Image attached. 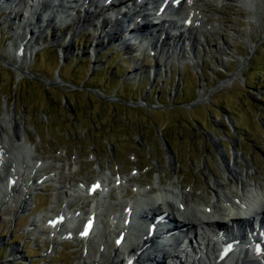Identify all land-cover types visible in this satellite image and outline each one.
Returning <instances> with one entry per match:
<instances>
[{"label": "rangeland", "instance_id": "rangeland-1", "mask_svg": "<svg viewBox=\"0 0 264 264\" xmlns=\"http://www.w3.org/2000/svg\"><path fill=\"white\" fill-rule=\"evenodd\" d=\"M206 1L205 19L215 31L204 22L194 32L195 58L167 63L106 41L94 52L98 32L87 27L64 40L65 28L56 24L59 30H47L36 44L29 39L34 51L21 61L17 22L0 12V118L14 115L44 160L38 176L55 179L37 187L25 211L13 202L0 211V264H91L100 245L107 247L100 261L106 264L115 247L109 216L134 200L136 183L155 187L158 176L165 185L177 186V179L200 210L215 198L206 186L214 177L240 194L222 173L223 165L235 169V157L242 176L256 174L264 183V0H249L254 5L247 8L239 0ZM54 38L69 46L67 54ZM237 70V78L220 84ZM111 173L132 182L86 196L89 184ZM66 202L64 227L75 226L74 235L83 227L74 214L84 217L97 203V232L87 245L63 242V234L49 238L47 220Z\"/></svg>", "mask_w": 264, "mask_h": 264}, {"label": "bare ground", "instance_id": "bare-ground-1", "mask_svg": "<svg viewBox=\"0 0 264 264\" xmlns=\"http://www.w3.org/2000/svg\"><path fill=\"white\" fill-rule=\"evenodd\" d=\"M239 1L242 7L246 6L245 8L254 5V2L249 0ZM116 3L119 6H116ZM123 4L127 6H121ZM210 6V2L206 0H183L177 7H174L167 0H0V12H8L7 22H17L16 26L18 27L13 33L20 43L17 44L15 51L17 56L16 54L15 56L16 58L19 57L21 61L27 59V54L32 55L34 51L32 42L36 44L40 41L49 29L59 30L56 25H62L65 28L64 40L72 38L80 30L87 27L98 32L99 34L93 39L91 46L94 52L101 48L106 41V43L114 44L124 51L130 50L132 55L147 53L152 60L157 58L164 61V63L171 59L180 60L179 57H182L183 61L184 59L191 60L195 58L194 51L196 50L195 48L193 51L196 44L194 32L203 28L204 22L209 27L212 26L205 19V11L207 13V10H211ZM2 14H0V18ZM137 20L144 23V29L136 25L134 31L132 29L128 31V27L137 24ZM186 20H189L190 26L185 25ZM124 21L129 22L128 27L123 25ZM18 30L23 33L19 35ZM209 30L215 31V27L212 26ZM138 33H144V38L139 40V37L136 36ZM29 39H33V41L30 42ZM53 42L58 45L62 53H68L69 46L65 42L56 40V38L53 39ZM224 47L226 49V46ZM151 52H154L155 56ZM15 62H17L16 59ZM160 68V64L154 62L153 69L156 73L160 71ZM239 75V70H237L231 77L229 76L228 80L222 81L220 84L230 82ZM26 136L27 132L22 130L14 115H10L7 111L3 118H0V152L2 153L3 168L6 167L9 171L7 177L0 175V211L3 210L4 205H7L4 209L8 210V202L18 205L17 211H25L30 206L31 194L37 191V187H42L43 184L48 182H55V179L50 175L38 176L37 168L41 167L43 163L35 157L34 154H37V152L32 144H28ZM18 153L23 157L21 165L17 164ZM237 159V157L233 159L235 169L229 167V165H223L222 173L227 175L224 177L229 183L240 185V194L232 193L236 190L226 191L230 188H227L225 180L220 182L212 175L214 180L212 182L207 181L206 186L211 193H214V196L213 193L212 196L215 198L211 201L212 205L210 207L204 205L202 210L199 209L196 203L188 201V197L194 196L189 195L187 191L182 189L183 187H180L182 185L177 179L175 182L177 186H174V183L165 185L158 176L156 177L155 187L148 186L147 189L143 187L144 185L135 182L138 185L134 189V197H131L132 194L130 195L127 191L125 193L126 196H130L134 200L119 203L118 211L112 216L113 230L117 232V236L119 234L123 236L118 249L120 248L125 252L127 259L135 256L133 264H264V254L258 255L254 251V241L249 239L248 235L246 236L237 226L240 225L239 212L248 216L246 213L248 207L250 210L255 208V204H261L260 208H255V210H261L264 213V183L256 174L251 179L242 176L241 172L243 170L238 165ZM112 178H114L113 181ZM244 178L250 182L244 183ZM131 182L132 179H124L121 176L117 178L111 173L105 175L101 180L102 187H100L99 192L102 194L106 191L109 194L112 188ZM68 190L72 191V187ZM139 193L144 198H140ZM87 195L89 196L88 187ZM219 201H222V206ZM69 205L70 203L66 202L65 209L56 214V217L60 216L59 221L61 219L58 224L52 226L51 221L53 218L50 219V224L46 226L47 229L52 230L49 238L63 234L65 236L63 241L71 238L87 245L95 227L92 228L89 235L79 237L72 235L74 228L70 230L64 228V224L68 220L66 213L69 214V212L66 211L69 209ZM166 208L171 212V217L173 219L177 217L181 223L176 228L187 229L192 236L190 241L191 253H179L183 260L173 254L172 249H170L173 241L167 239L158 241L157 245H161L160 247L152 245L150 252L145 254L144 247L148 244L146 240L147 232L145 233L139 224H133L146 222L148 217H151L152 220L154 216L162 215L163 210ZM14 212L16 211L14 210ZM95 212V208H92L89 214H83L84 217H87L88 222L90 221V224H94L96 220ZM214 219H217L220 225L217 231H224L226 234V231L232 230L236 236L240 235V239H235L239 242L235 246V253L231 255L230 259H225L220 263L217 261L216 253L223 241L215 242L213 238L199 234L202 226L210 229L214 228L215 224L212 222ZM79 220L77 219V221ZM262 220H264V215H262ZM126 221H129V225L126 224ZM168 221L172 222L169 219ZM173 221L175 222V220ZM34 222L35 220H33V225ZM243 225L248 227L249 234L252 237L260 236L259 232L249 228L247 222H244ZM171 231H173V228L168 232ZM224 236L228 239L233 238L232 234L231 236ZM156 238H158L157 235H154V239ZM160 248L162 249L160 250ZM104 249L106 250L107 247L103 246L96 250L95 257H99V259L98 261L92 260V264H101ZM201 249L205 250V254L201 253ZM137 251H141V253L139 254V261L136 263ZM198 253L201 255L199 256ZM165 254L168 259L166 261L161 256ZM110 261L108 264H125L117 258V255L113 256Z\"/></svg>", "mask_w": 264, "mask_h": 264}, {"label": "snow or ice", "instance_id": "snow-or-ice-1", "mask_svg": "<svg viewBox=\"0 0 264 264\" xmlns=\"http://www.w3.org/2000/svg\"><path fill=\"white\" fill-rule=\"evenodd\" d=\"M97 187H98V185H97Z\"/></svg>", "mask_w": 264, "mask_h": 264}]
</instances>
